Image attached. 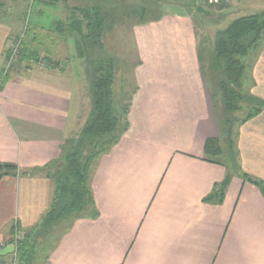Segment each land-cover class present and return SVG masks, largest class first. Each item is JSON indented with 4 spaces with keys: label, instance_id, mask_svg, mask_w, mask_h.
<instances>
[{
    "label": "crops",
    "instance_id": "crops-1",
    "mask_svg": "<svg viewBox=\"0 0 264 264\" xmlns=\"http://www.w3.org/2000/svg\"><path fill=\"white\" fill-rule=\"evenodd\" d=\"M136 1L123 0L122 6L152 10L158 2ZM195 1L157 4L156 13H174L168 14L174 16L166 22L168 31L163 21L136 26L144 70L134 77L129 127L92 165V202L43 233L32 264H264V192L243 176L264 181V110L239 125V171L223 200L206 201L227 169L206 159V140L220 132L216 103L196 58L195 69L186 66L187 55L194 53L195 21L184 10ZM107 4L108 12L112 3ZM47 7L58 12L57 18L49 26L34 24V33L49 30L54 37L39 35L40 42H52L46 54L62 59L64 67L41 69L19 60L0 91V162L18 166L16 176L0 180V240L5 243L14 221L22 231L43 224L56 196L52 166L63 161L92 108L80 36L66 25L70 36L62 40L55 26L66 23L70 10L40 2L39 13ZM21 27L19 20L0 17V70ZM70 56L83 64L78 77L69 69ZM255 59L253 93L264 100V46Z\"/></svg>",
    "mask_w": 264,
    "mask_h": 264
},
{
    "label": "trees",
    "instance_id": "trees-1",
    "mask_svg": "<svg viewBox=\"0 0 264 264\" xmlns=\"http://www.w3.org/2000/svg\"><path fill=\"white\" fill-rule=\"evenodd\" d=\"M40 1L46 5H51L53 2L48 0ZM108 1L103 0L99 4L90 7L87 5V8L79 7L75 10L78 11L79 15L73 16L69 20V23L74 18L83 20L88 48L87 53L81 40L78 41V47L81 57L85 59L91 81L92 108L79 137L71 140L66 146L63 161L52 166L54 178L56 179V196L54 204L45 217L43 224L38 229L22 231L19 228L18 221H16L17 228L22 232V236L17 242L12 240L16 231L15 221L10 227L11 238L6 241L7 244L5 243L3 247L9 244L14 245V252L9 254H11V257L15 256L16 264H32L37 242L40 238H43V233L48 232L50 226L63 218L82 212L92 202L90 189L92 165L99 156L106 153L120 140L129 127L128 114L134 91L132 93L121 92L117 95L114 89L116 67L113 59L102 58V56H94L95 58H93L92 54H90V50L96 51L97 48L102 47L103 43L101 44V40L103 36L106 32L112 30L113 22L105 30L109 15L106 11ZM157 4L156 1L153 3V11L145 5L126 11L133 14L131 16L138 20L137 26L146 25L161 20L162 13H156L159 10ZM184 4L187 5L188 3ZM123 6L121 5L119 10L124 9ZM122 11H125V9ZM125 12H121V16H125ZM60 22L64 23L63 21ZM68 25L70 26V24ZM92 39L94 40L93 42L91 41ZM263 46L264 11L238 17L226 29L218 33L213 48V53L215 54L213 57L214 62L210 63V65L211 70L212 68L215 69L212 70L213 72L220 77H222L220 73L224 76L220 83L223 103L221 101L220 105L216 104L215 107L221 120L219 121L221 134L224 133L222 127L226 128V137L231 140L230 143L233 147H230L231 151L229 152L233 150L234 157L232 158L231 156L230 158L227 155V149H225L223 142L225 144H228V142H225L224 135L223 138L213 137L206 140L204 145L206 159L223 165L227 169L224 179L215 184L214 191L206 197V201H222L224 189L230 184L234 172L239 171L240 151L236 141L239 137V131L236 130V124L240 125L246 122L264 109V100L253 97L243 86L246 80L245 76L251 72V61L247 65L237 58V56L248 55L255 57ZM210 51H212V48H210ZM33 57H37L36 51L27 47L26 43L23 42L19 60L30 61ZM223 63L225 67L222 66ZM222 67L223 70H221ZM9 78L10 74H5L4 70L1 69L0 90L4 88ZM251 100L258 103L259 106L254 104L249 109L245 102L249 101L252 104ZM239 112L245 113V116L241 118ZM229 119L233 122L231 123ZM223 121L225 125H223ZM233 136L236 137V144L232 142L234 141ZM235 160L238 165H234ZM17 172V165L9 162H0V180L6 175L13 174L16 176ZM243 176L254 185L259 186L264 192L263 180L251 177L245 173H243ZM0 258L4 257L0 256Z\"/></svg>",
    "mask_w": 264,
    "mask_h": 264
},
{
    "label": "rangeland",
    "instance_id": "rangeland-1",
    "mask_svg": "<svg viewBox=\"0 0 264 264\" xmlns=\"http://www.w3.org/2000/svg\"><path fill=\"white\" fill-rule=\"evenodd\" d=\"M49 2L53 1V5H60L64 7L67 5V9H69L70 13L67 12L66 14V23L57 22L56 23V29L61 30V37L62 40H68L70 36L69 30L65 27L66 25L70 24L69 20L71 17L79 15L77 13V10L80 8H87L90 6H95V4H99L102 0H48ZM112 4V7L108 10V17L106 22L105 30H107L113 22V26L111 27V31L106 32L101 40V44L103 43L101 48H97L96 51L90 50V54L93 58L101 57L102 58H111L114 61L115 67H116V81L114 84V89L119 92H128L131 93L136 85L134 82V77L138 73L144 70V61L142 56L139 54V49L137 47V40H136V33L138 35L139 31L137 26V19L133 18V14L126 12L125 16H121L122 10L119 11V8L121 5H123V0H109ZM162 7L166 4L170 3H188L190 2L192 4V0H157ZM229 1V0H228ZM40 2L43 3L40 0H0V17L4 19H11L13 21L19 20V23H21V33L20 36L24 34L23 41L26 43L27 47L31 48L32 50L36 51L37 57H33L31 60L35 61L36 66L43 69V68H63L65 65V62L60 60H55V58H51L46 52L49 53L50 45L52 44L51 41L44 40L40 42L39 35H45L47 37L48 35L52 34L49 33V30H46L45 32H39L41 34H35L36 27L34 24L36 23H43L44 25H51L53 24V21L57 18L54 17L55 13H58L54 8L47 7L44 13H39L40 9ZM140 1L137 0L135 3H139ZM51 3V4H52ZM64 5V6H63ZM198 5H202L207 11L210 12V15H206L202 12H197L196 7ZM222 5V6H220ZM224 5V6H223ZM117 10V13H116ZM223 10V13H219ZM186 13H193L192 19L195 21L194 23V29H195V44H194V53H189L187 55V62L186 65L189 67L190 65L195 69V58L197 63L196 68H199V70L202 72V74L206 75L207 82L209 85V89L211 90L213 94V99L218 106L220 105L222 100V92L220 88V83L222 81V78L224 77L223 74L220 73L222 77H220L217 73L213 72L212 70H215L212 68L210 63L214 62L213 57V48L215 45V42L217 40L218 33L220 31H223L226 29L230 23L235 20L238 17H241L242 15H249L254 14L257 12L264 11V0H232L231 2H226L224 0H220L219 3H209L207 0H196L194 5H192L191 10H184ZM69 14V15H68ZM168 14H174V13H164L162 11V17L161 20L157 21H163V27H165V31H168V28L166 27V22L173 21L174 16H170ZM114 16V21L112 20ZM176 17H179L178 15H175ZM110 20V23H109ZM61 21V20H60ZM156 23V22H153ZM174 29H170V34H172ZM76 32V31H75ZM37 33V32H36ZM77 33V32H76ZM30 35H36L31 38V42H27ZM49 36V37H51ZM78 36V34H77ZM17 36H12V39L10 40V44L12 41H15L14 39ZM60 37V36H59ZM60 37V38H61ZM79 37V36H78ZM40 38V39H39ZM50 39V38H49ZM80 39V38H79ZM174 38H170V40H173ZM53 40V39H51ZM94 41L93 39L91 40ZM38 42V44H36ZM94 47V46H93ZM210 48H212V51H210ZM22 49V48H21ZM38 49V50H37ZM40 50V52H39ZM21 52V50H20ZM8 54V53H7ZM20 56V55H19ZM73 56V55H71ZM70 56V57H71ZM7 58V56H6ZM4 59L2 63L1 69L5 68V61ZM71 65L70 68L72 70V74L74 77H78L80 74H82V68L83 64L81 62L77 61L73 57H71ZM238 59H240L243 63L249 64L251 61V67H253L254 62H252L255 57H251V55L248 56H237ZM251 58V60H250ZM84 59V58H83ZM257 61V59H255ZM19 61V59L17 60ZM16 61V62H17ZM106 61V60H105ZM14 62L13 64H15ZM41 63V64H39ZM256 63V62H255ZM225 67V64L223 65ZM4 70V69H3ZM223 70V67L221 68ZM245 83L244 88L253 96L258 97L256 94L253 93V88L255 86V79L254 74L251 69V72L245 76ZM217 87V89H214V82ZM121 85V86H120ZM123 87V89H122ZM88 98L90 97V93L92 91L91 88V81L89 79V87H88ZM243 88V90H244ZM216 90V91H215ZM1 91V90H0ZM242 91V87H241ZM246 95V94H245ZM259 98V97H258ZM261 99V98H260ZM247 100V99H245ZM252 104L249 103V101L245 102L247 107L250 109V106L252 105H258L255 101H252ZM246 109V108H244ZM264 110V109H263ZM240 113V112H239ZM218 118L220 117L217 113ZM239 116L243 118L245 116V113H240ZM224 117V116H223ZM232 123L233 121L229 119ZM220 118L218 119V127H219V135L218 138H223L225 142H228V144H225L223 142V145L225 149H227V155L234 157V152L230 150L231 140L226 137V132L224 127H222L224 133L221 134V128L219 124ZM225 121V119H224ZM222 122L223 125H225V122ZM241 125V124H240ZM236 130H239V125L236 124ZM232 142H235L236 137L233 136ZM237 144H238V138H237ZM234 146V145H233ZM233 148V147H232ZM231 153V154H230ZM234 165H238L236 163V160L234 162ZM11 238V234L9 235ZM1 241V247L5 245L4 239ZM7 244V243H6ZM13 257H9L8 259L0 258V264H12L13 263ZM16 264V263H15Z\"/></svg>",
    "mask_w": 264,
    "mask_h": 264
},
{
    "label": "built area",
    "instance_id": "built-area-1",
    "mask_svg": "<svg viewBox=\"0 0 264 264\" xmlns=\"http://www.w3.org/2000/svg\"><path fill=\"white\" fill-rule=\"evenodd\" d=\"M209 3H219L220 0H207ZM23 38H24V34L23 35H19L17 36L14 40L12 41L11 44L8 47V55L5 61V68L4 69V73L7 74L9 73L10 68L12 67L13 63L16 62L19 59V55H20V50L22 48L23 45ZM31 63L36 64L35 61L30 60ZM41 64V63H39ZM15 226H16V231L14 236L12 237V240L14 242H17L21 236H22V232L17 228V222H14ZM13 259V263L15 264V256L12 258Z\"/></svg>",
    "mask_w": 264,
    "mask_h": 264
},
{
    "label": "water",
    "instance_id": "water-1",
    "mask_svg": "<svg viewBox=\"0 0 264 264\" xmlns=\"http://www.w3.org/2000/svg\"><path fill=\"white\" fill-rule=\"evenodd\" d=\"M197 12H202L205 13L206 15H210V12L207 11L202 5H198L196 7ZM70 26L77 32V34L80 36V40L82 42V45L84 46V49L87 53L88 48L86 44V39H85V32L83 28V20L81 18H74L70 21ZM88 57V54H87ZM14 252V245L9 244L5 248H0V256L4 257L8 253Z\"/></svg>",
    "mask_w": 264,
    "mask_h": 264
}]
</instances>
